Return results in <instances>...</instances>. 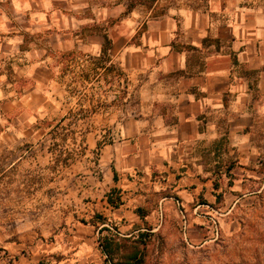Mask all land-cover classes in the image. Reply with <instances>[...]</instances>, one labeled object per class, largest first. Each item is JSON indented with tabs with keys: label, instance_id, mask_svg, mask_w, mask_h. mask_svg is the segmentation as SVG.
Segmentation results:
<instances>
[{
	"label": "crops",
	"instance_id": "0c3cea01",
	"mask_svg": "<svg viewBox=\"0 0 264 264\" xmlns=\"http://www.w3.org/2000/svg\"><path fill=\"white\" fill-rule=\"evenodd\" d=\"M242 1L207 0L195 8L179 0H0L4 119L47 117L59 102L60 70L100 60L107 40L110 62L138 94L140 112L115 116L128 120L116 128L123 136L102 148L120 204L109 208L99 228L106 222L132 235L124 229L144 218L148 206L149 194L136 191L158 183L156 190L167 193L157 213L170 205L188 216L212 209L211 200L198 201L204 182L194 171L197 153L220 136L244 151V121L252 118L257 97L264 98V0ZM242 69L257 75L251 79ZM107 101L114 109L118 95ZM220 119L228 122L226 132ZM158 173L163 182L152 177ZM78 242L84 261L110 264L99 248L93 251L94 237Z\"/></svg>",
	"mask_w": 264,
	"mask_h": 264
},
{
	"label": "rangeland",
	"instance_id": "374dc122",
	"mask_svg": "<svg viewBox=\"0 0 264 264\" xmlns=\"http://www.w3.org/2000/svg\"><path fill=\"white\" fill-rule=\"evenodd\" d=\"M207 4L179 0V5L195 8ZM113 65L106 54L73 68L64 66L59 102L45 118L0 116V264H18L20 259L98 264L78 256V240L92 236L93 251L100 249V234L90 222L101 224L109 208L120 204L104 170L109 165L104 166L102 148L123 136L116 128L128 120L116 121L115 116L135 115L141 107L124 72ZM239 72L251 79L257 75ZM113 95L119 101L108 109ZM256 102L252 118L244 121V151L220 136L197 153L194 171L204 182L198 201L211 200L210 211L188 216L170 205L157 213L158 199L167 193L156 190L161 184L136 191L149 194L146 216L123 232L133 233L130 237L142 233L143 264H264V98L259 95ZM219 123L226 132L227 120ZM156 175L152 177L163 182L160 173ZM125 253L127 249L117 253V264H123L120 257Z\"/></svg>",
	"mask_w": 264,
	"mask_h": 264
},
{
	"label": "trees",
	"instance_id": "16d2710c",
	"mask_svg": "<svg viewBox=\"0 0 264 264\" xmlns=\"http://www.w3.org/2000/svg\"><path fill=\"white\" fill-rule=\"evenodd\" d=\"M130 6L129 8H131ZM111 46V41L107 40L106 46L104 47V57L107 54V50ZM96 218H100L97 215ZM92 225L96 226L99 229V246L102 254L105 256L106 260L110 264H117L115 262L116 255L122 249H127L128 253L122 254L120 257L121 263L123 264H143L144 258L139 242L141 241L139 237L142 236V233L138 237H130L126 235H121L116 227L112 229L110 226L105 225L106 222H103L102 227H98V223L95 219L90 222ZM132 236V235H131Z\"/></svg>",
	"mask_w": 264,
	"mask_h": 264
}]
</instances>
